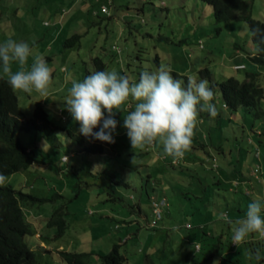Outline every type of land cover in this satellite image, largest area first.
I'll use <instances>...</instances> for the list:
<instances>
[{
    "label": "rangeland",
    "instance_id": "obj_1",
    "mask_svg": "<svg viewBox=\"0 0 264 264\" xmlns=\"http://www.w3.org/2000/svg\"><path fill=\"white\" fill-rule=\"evenodd\" d=\"M101 1L105 0H0V43L9 38L26 42L33 54L42 55L52 69L47 97L15 90L19 107L27 117L32 115L35 102L40 101L54 124L76 123L66 109V98L72 80L80 82L95 72V56L101 57L106 71L115 69L133 82L139 81L143 71H156L162 64L182 82L189 76L207 79L199 72L204 68L211 72L213 82L229 76L243 80L246 72L258 71L248 60L257 47L247 23L229 22L216 30L212 7L202 0H114L110 15L93 14L92 9ZM249 1L252 16L264 20V0ZM75 32L81 34L79 43L65 46L66 38ZM235 62L245 63L246 68L234 70L231 65ZM31 63L29 57V66ZM260 71L264 90L263 67ZM0 75L8 78L2 70ZM208 81L218 115L213 118L207 112L199 113L190 150L174 166H167L171 157L164 155L159 143L132 149L123 127L124 117L134 110L132 103L116 112L115 143L106 146L103 154L81 152L78 143L61 130L19 134L21 142L35 149L44 162L5 176L6 183L15 188L25 186L26 191L51 199L24 206L25 219L32 229L26 239L39 262L63 264L59 250L92 249L89 263L101 264L99 255L118 243L120 252L127 256L125 264H236L234 259L240 264H264V239L258 234L248 238L257 242L236 247L238 253L233 248L220 259L216 252L201 263L207 249L203 246L202 251H196L195 229L185 227L188 222H198L200 212L219 218L222 209L231 221L235 214L245 218V204L244 211L238 212L233 209V200L229 206L224 201L218 206V196L205 201L194 197L201 191V185H195L199 183L197 177L207 175V166L210 173L206 177L210 178L200 184H209L213 175L226 185L234 184L232 175L241 168L255 188L246 204L256 198L264 202V134L259 137L255 133L264 127V120L254 116V109L238 108L231 114L223 105L218 86ZM261 109L264 111V98ZM222 148L232 153L224 154ZM62 155L69 157L68 162H61ZM157 189L168 202L162 209L164 218L156 227H139L137 220L149 223L153 218L147 192ZM190 200L194 213L188 208ZM201 203V210H196ZM60 206L65 210L68 227L64 234L55 236L57 228L48 226L46 220ZM117 218L121 220L119 227L115 226ZM257 249L262 256L259 261L254 255Z\"/></svg>",
    "mask_w": 264,
    "mask_h": 264
},
{
    "label": "trees",
    "instance_id": "obj_2",
    "mask_svg": "<svg viewBox=\"0 0 264 264\" xmlns=\"http://www.w3.org/2000/svg\"><path fill=\"white\" fill-rule=\"evenodd\" d=\"M90 1L91 0H87V3H90ZM113 1L114 0H105L104 2H99L98 6L92 9L93 14L97 15L99 12L102 14H109ZM202 1L208 3L212 7L216 30L226 26L229 22L230 24H234L233 22L238 21H244L247 23L251 39L257 47L256 51L254 50L249 53L248 60L254 65L255 69H258V71L246 72L243 80H239L234 76H229L226 79L215 82L211 80V72L207 68L201 69L199 72L204 78L211 81V85L213 87L218 86L223 105L230 110L231 114H233L235 110H238V108H243L245 110L254 109V116L261 117L264 120V111L261 109V101L264 98V90L262 87L263 82L260 81V79H262L260 78V68L263 67L264 70V20L256 19L252 16V3L249 0ZM102 5H106L108 7V13L101 11ZM80 37L81 34L75 32L70 37L66 38L64 45L71 46L77 44L79 43ZM92 60L94 62L95 71H106V65L101 57L95 56L92 57ZM242 64L244 65L242 69H245V63ZM59 112L62 111L60 110ZM43 130L64 131L69 139L78 143L80 146L79 150L81 152L103 154L106 146L111 145L98 140L86 139L79 133L78 122H73L69 126H58L54 124L49 119L48 113L40 101L35 102L32 115L27 117L23 110L19 107L16 92L9 85L8 78L0 75V173H3L5 176H10L13 173L21 172L30 168L33 164L44 162L42 157L38 158L35 149L29 148L23 144L19 138V134L21 132L28 133ZM258 130L259 133H256V135L260 137L264 134V127H259ZM94 131H99V128L94 129ZM258 141H260V139ZM220 151L224 154L226 152L223 148ZM38 153L42 154L43 151L38 149ZM229 153H232L230 149L228 150V153L226 152V154ZM63 157H65V159H63ZM210 157L211 155L208 153V161L212 159V157ZM68 160L69 157L67 155L61 156V162H68ZM168 165H175L172 163V158H170L167 162V166ZM204 171L208 175V173H210L209 167H204ZM236 171L237 173H235L234 176L232 175L233 178L235 177V179L239 180L249 178L247 177L249 174H246L241 168ZM207 175H204L203 173L202 176L197 177L199 183L195 185L198 188L199 185H201V191L198 195L195 194L194 197L205 201V198L209 200L210 198L218 196V206H222V204H220L222 201H224L226 206H229V201L233 200V209L238 212L244 211L243 204L248 206L250 202V198H248L249 195H245L244 192L231 190L230 185L223 183V180L217 177V175H213V180H208L209 184H200L203 179L210 178H207ZM150 176L151 174L149 173L147 175L148 180L151 179ZM23 187L25 186L15 188L10 183H5L3 186H0V264H42L37 259L34 250L31 248L26 239V235L31 234L32 229L30 223L25 219L24 206L41 204L51 199L49 197L37 196L29 191H26ZM157 192V190L152 193L147 192V197L152 208L151 212L153 218L149 223L145 222V220H142V222L137 220L139 227L142 225L145 226V228L156 227L160 219L164 218L163 214L160 219L155 220L154 223L152 222L154 220V214L151 196L153 194L156 195ZM221 196L222 198H220ZM107 199L108 198H104L103 200ZM118 199H120V197H118ZM248 200L249 202L246 204ZM191 202L192 200H190L188 208H191ZM199 205L200 206L197 207L196 210H201L202 203ZM137 208L140 209V203H137ZM193 209L195 210V207L190 209V213H194ZM221 211L224 212L222 209ZM200 213L202 218L199 219L198 222L194 225L188 223L189 226H185L187 229L192 227L195 229L193 232L194 248L195 244H199V248L195 250L202 251L203 246L207 249L200 262L202 263L210 259L216 254V252L219 253V258L224 257L225 253H228L233 248H235V251L238 253L239 250L232 244L233 227H231V225L226 223L224 220L220 219L221 215H218L219 218H217V216H213L212 213L210 215L208 213L207 215L202 212ZM218 220H221L222 223H217V233L211 232L208 229V225L211 222L214 224ZM228 220L230 219L228 218ZM120 221L121 220L117 218L115 226L119 227L117 223ZM46 224L50 227L55 226L57 228L55 236L64 234L66 227H68L67 220L65 218V210L61 208V206L55 208L47 218ZM45 236L47 237V235ZM128 238H130V236H128ZM126 241L127 240L125 239L124 242ZM253 242L257 241H253L251 238L245 240L241 243V245L248 243L252 244ZM119 248L120 244L114 243L109 252L100 254L101 264H125L127 256L122 254ZM58 253L59 259L63 264H90V257L91 254H93L92 249L87 252L62 249L59 250ZM234 260L236 264H240L237 259Z\"/></svg>",
    "mask_w": 264,
    "mask_h": 264
},
{
    "label": "clouds",
    "instance_id": "obj_3",
    "mask_svg": "<svg viewBox=\"0 0 264 264\" xmlns=\"http://www.w3.org/2000/svg\"><path fill=\"white\" fill-rule=\"evenodd\" d=\"M29 57H32L30 66ZM235 65L238 63L231 66ZM0 70L8 77L13 90L27 94L36 92L44 97L49 95L52 69L42 55L33 54L28 43L11 38L0 43ZM213 100L214 92L207 79L189 76L182 82L162 64L156 71H143L138 82L119 75L115 69L95 71L80 82L72 80L65 105L78 122L79 133L86 139L112 144L118 125L116 112L129 103L134 104V110L123 122L132 149L159 143L164 155L175 162L190 150L199 113L207 112L213 118L218 115ZM97 128L99 131H94ZM5 183L6 177L0 173V186ZM262 211L264 202L260 198L248 204L245 218L235 221L236 226L232 229L234 246L238 247L250 234H258L264 239ZM220 219L233 223L225 214H221ZM254 255L257 261L262 259L259 249Z\"/></svg>",
    "mask_w": 264,
    "mask_h": 264
},
{
    "label": "crops",
    "instance_id": "obj_4",
    "mask_svg": "<svg viewBox=\"0 0 264 264\" xmlns=\"http://www.w3.org/2000/svg\"><path fill=\"white\" fill-rule=\"evenodd\" d=\"M238 63H243V62H238ZM259 128H257L256 130H255V133H259V130H258ZM164 157V156H163ZM172 158V157H171ZM165 159V158H164ZM179 161L180 160H177V161H173V158H172V163H174V164H178L179 163ZM247 174V173H246ZM248 177V176H247ZM227 180H229V179H227ZM235 182H234V184L233 183H231V185H230V189L231 190H236L237 192L239 191V192H244V194L245 195H250V194H252V191L253 192H255V188L253 187V186H250L249 185V183L251 182V180H250V178H244V180L242 179V180H239V179H235L234 180ZM157 196L156 195H152L151 196V198H154V199H159V198H162V197H165V195H161L160 194V192L159 191H161V190H159V189H157ZM165 199H166V205H168V202H167V198L165 197ZM165 205V206H166ZM164 206V207H165ZM164 207H162V209L164 208ZM222 214H225L226 216H227V218L228 217H230L229 215H228V213L226 212V211H224V212H222ZM221 215V214H220ZM241 219V215H238V214H235V215H233V217H232V220L234 221V224L232 223V224H230L231 225V227H235L236 225H235V221H237V220H240ZM214 222V221H213ZM189 223V222H188ZM188 223H186V224H188ZM217 223H219L218 221L216 222V223H210L209 225H208V229L211 231V232H214V233H217V231H218V224ZM186 226V225H185ZM249 238V236L246 238V240ZM199 245V244H198ZM195 249H197L196 247H195Z\"/></svg>",
    "mask_w": 264,
    "mask_h": 264
},
{
    "label": "built area",
    "instance_id": "obj_5",
    "mask_svg": "<svg viewBox=\"0 0 264 264\" xmlns=\"http://www.w3.org/2000/svg\"><path fill=\"white\" fill-rule=\"evenodd\" d=\"M101 11L102 12H108V7L106 5H102L101 6ZM243 67V65H235L234 68H241ZM62 118H65L64 116H62ZM63 159H65V157H63ZM166 199L165 197L159 198V199H154L152 198V205H153V214H154V220L152 221L153 223L155 222V220L160 219L163 215L162 213V207H164L166 205ZM186 226H189V224H186ZM195 247L198 249L199 245L195 244Z\"/></svg>",
    "mask_w": 264,
    "mask_h": 264
}]
</instances>
